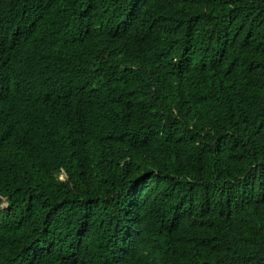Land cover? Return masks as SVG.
<instances>
[{"label":"trees","instance_id":"obj_1","mask_svg":"<svg viewBox=\"0 0 264 264\" xmlns=\"http://www.w3.org/2000/svg\"><path fill=\"white\" fill-rule=\"evenodd\" d=\"M0 264H264V0H0Z\"/></svg>","mask_w":264,"mask_h":264}]
</instances>
